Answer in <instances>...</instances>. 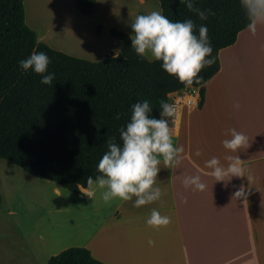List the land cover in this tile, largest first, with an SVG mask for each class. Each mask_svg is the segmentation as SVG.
Wrapping results in <instances>:
<instances>
[{
    "label": "trees",
    "instance_id": "trees-1",
    "mask_svg": "<svg viewBox=\"0 0 264 264\" xmlns=\"http://www.w3.org/2000/svg\"><path fill=\"white\" fill-rule=\"evenodd\" d=\"M78 10L89 15L93 0H75ZM169 20L191 19L196 29L207 27L215 63L199 75L209 81L220 69L219 52L236 42L248 20L240 0H195L201 10L211 9L200 20L180 0H158ZM122 43L115 59L89 62L75 58L39 42L25 23L23 0H0V160L27 175L48 181L72 194L87 187L86 177L98 175L97 165L107 151V141L119 143L120 129L131 117L137 102L148 100L150 115L160 116V102L186 88L199 89L204 101L205 86L187 87L167 75L161 62L138 57L130 48L129 35L110 29ZM33 52H44L54 73L51 85L40 83L41 76L23 71L18 62ZM119 114V119L117 115ZM66 207L62 199L54 201ZM47 264H104L86 248L74 247L51 257Z\"/></svg>",
    "mask_w": 264,
    "mask_h": 264
},
{
    "label": "crops",
    "instance_id": "crops-1",
    "mask_svg": "<svg viewBox=\"0 0 264 264\" xmlns=\"http://www.w3.org/2000/svg\"><path fill=\"white\" fill-rule=\"evenodd\" d=\"M251 41L264 42V25L255 35L243 30L234 45L219 52L220 69L205 85L201 107L198 88L168 96L169 100L189 90L192 93L185 95L194 104L188 100L190 110L184 107L179 120L175 109L170 120L173 143L184 153L176 168L161 164L156 185L164 193L160 200L140 208L133 207L135 198L103 202L102 208L86 206L95 217L84 248L94 259L104 264H264V48L252 49ZM236 102L239 109L233 107ZM229 128L243 132L248 147L226 152L222 141ZM229 154L245 161L250 182L243 177L216 182L206 174L210 170L205 161L215 156L224 163ZM186 175H200L206 190L185 189ZM241 185L244 197L233 199ZM101 191L86 199L101 201ZM81 192L86 194L84 189ZM182 198L187 202L182 203ZM152 209L169 216L171 223L148 227ZM149 240L155 244L150 246Z\"/></svg>",
    "mask_w": 264,
    "mask_h": 264
},
{
    "label": "clouds",
    "instance_id": "clouds-1",
    "mask_svg": "<svg viewBox=\"0 0 264 264\" xmlns=\"http://www.w3.org/2000/svg\"><path fill=\"white\" fill-rule=\"evenodd\" d=\"M187 9L196 14L200 20H207L212 15L211 9L201 10L195 6V0H180ZM248 24L246 30L256 34L257 27L264 25V0H240ZM131 35V49L140 58L161 62L162 70L169 76L175 77L181 84L191 87L193 84L201 87L207 84L199 73L215 63V58H209L212 47L207 35V27L196 24L191 19L173 22L161 11H151L137 15L129 24ZM116 57H113L115 59ZM50 59L44 52H33L26 59L18 62L19 67L27 72L31 69L40 75V83L51 85L55 75L47 71ZM233 107L239 109L238 102ZM148 100L137 102L132 106L130 121L120 131L119 143L115 138L107 141V151L97 165L98 175L95 179L86 177L87 187H83L86 196L93 199L97 190L101 191V199L108 203L113 199L132 201L133 207L140 208L161 199L164 194L157 185V176L164 168L178 167L183 160L184 149L173 143V133L170 120L174 116L175 108L166 101L160 102V118L152 117ZM119 119V114L117 115ZM228 138L222 141V146L228 153H238L248 147V137L234 128L226 132ZM196 155L200 152L197 150ZM224 163L218 157H211L205 161L204 167L210 171L206 174L216 182H227L231 178H246L251 181L252 176L246 172L245 161L238 155H225ZM182 185L185 189L203 192L207 185L200 175L184 176ZM245 189L241 185L233 194V199L244 197ZM186 203V198H182ZM171 218L152 209L146 219L148 227L159 229L167 227ZM153 246L155 241L149 240Z\"/></svg>",
    "mask_w": 264,
    "mask_h": 264
},
{
    "label": "rangeland",
    "instance_id": "rangeland-1",
    "mask_svg": "<svg viewBox=\"0 0 264 264\" xmlns=\"http://www.w3.org/2000/svg\"><path fill=\"white\" fill-rule=\"evenodd\" d=\"M93 1L91 13L84 15L75 0H23L25 23L37 40L49 48L100 62L122 48L110 29L130 36L129 24L137 15L161 11L158 0ZM249 44L254 45L252 49L264 48L263 41ZM186 93L192 92L187 90L169 98V104L178 110L179 120L184 107L190 110L187 102L191 99ZM86 198L83 192L72 194L0 160V264H47L63 250L84 248L95 217L93 212L86 211V206L105 205L102 200ZM56 199H62L67 206L57 207Z\"/></svg>",
    "mask_w": 264,
    "mask_h": 264
},
{
    "label": "water",
    "instance_id": "water-1",
    "mask_svg": "<svg viewBox=\"0 0 264 264\" xmlns=\"http://www.w3.org/2000/svg\"><path fill=\"white\" fill-rule=\"evenodd\" d=\"M112 57H115V53H114V52H112V53H110L108 56H106V59H107V58H112Z\"/></svg>",
    "mask_w": 264,
    "mask_h": 264
},
{
    "label": "bare ground",
    "instance_id": "bare-ground-1",
    "mask_svg": "<svg viewBox=\"0 0 264 264\" xmlns=\"http://www.w3.org/2000/svg\"><path fill=\"white\" fill-rule=\"evenodd\" d=\"M188 104H194V100H190Z\"/></svg>",
    "mask_w": 264,
    "mask_h": 264
}]
</instances>
